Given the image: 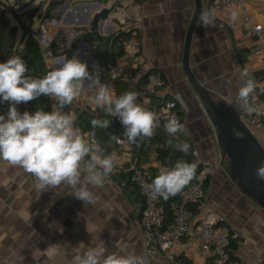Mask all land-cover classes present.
<instances>
[{"label": "crops", "instance_id": "obj_1", "mask_svg": "<svg viewBox=\"0 0 264 264\" xmlns=\"http://www.w3.org/2000/svg\"><path fill=\"white\" fill-rule=\"evenodd\" d=\"M57 1L53 18L35 28L41 31L43 38L50 39L55 30L67 25L88 27L85 22L89 13L93 19L101 9L112 10L110 18L118 19L121 27L115 26L114 30L103 33L90 30L74 51L46 62L48 67L52 70L64 58L75 55L88 65L90 72L97 65L101 69L102 61L107 63V52L114 51L112 36L135 29L139 50L146 57L145 63L138 68L136 81L148 73L149 76L161 74L166 82V97L184 103L182 124L185 131L182 135L193 143L199 154L197 162L200 165L206 161L220 163V168L210 175L204 204L195 209L197 217L210 222L221 221L229 232L237 235V244L232 249L240 264H264V210L242 192L224 167L226 160L222 156L213 117L182 67L186 34L196 11L195 0ZM42 3L45 11L51 0H41L33 8H39ZM97 6L101 8L98 10ZM243 7L233 8L240 12L234 22L237 29L226 19H229L231 9L225 17L217 15L215 27L204 28L198 22L192 41L191 68L225 112L237 113L235 97L243 84L240 70L247 69L249 78L256 77L261 70L255 55L256 41L247 35L243 17L246 14L264 27V0H243ZM61 8L65 10L58 15ZM208 9H212V0H202V11ZM39 14L43 15L42 12ZM124 19L127 25L121 23ZM228 80H231L230 84L226 83ZM90 95L94 93L85 84L81 97L66 110H103L89 104ZM51 103H54L52 99ZM0 106V115L6 116L9 103L2 102ZM154 156L149 165L158 167ZM36 183L35 177L22 168L7 162L0 165V264H71L75 255L82 254L91 245L105 247L108 253L125 254L129 250L142 253L140 216L143 201L134 185L126 187L127 177H119V187L89 185L95 195V202L90 205L77 199L66 184L41 192ZM189 256L197 264H211L207 249L199 248ZM147 260L148 264H167L162 255Z\"/></svg>", "mask_w": 264, "mask_h": 264}, {"label": "clouds", "instance_id": "obj_2", "mask_svg": "<svg viewBox=\"0 0 264 264\" xmlns=\"http://www.w3.org/2000/svg\"><path fill=\"white\" fill-rule=\"evenodd\" d=\"M239 15V10L233 9L230 21L236 22ZM216 18L214 9L202 11L199 24L204 28L215 27ZM28 73L26 61L19 55L0 63V103L8 102L10 105L6 116L0 115V160L34 176L36 188L41 192L66 184L85 205L93 204L95 195L89 185L103 186L114 171L115 156L103 154L99 142L76 126L77 116L66 110L68 106L81 97L85 84L94 89L95 94L88 96L89 104L119 118L124 127L123 138L110 133L111 139L118 144L133 145L138 140L153 137L160 127V117L145 106L149 103L147 99L143 103L138 102L140 94L137 92L127 91L117 96L113 88L101 83L98 65L90 72L88 65L75 55L58 62V66L43 77ZM240 79L243 84L235 99L244 112L250 115L257 113L253 94L258 87L264 91V83L249 78L247 69L240 70ZM226 83L230 84L231 80ZM42 95L54 101L51 111L43 108H38L34 114L18 111L17 105ZM110 124L108 119L91 120L93 129H109ZM164 129L169 136L175 137L185 131V125L172 117L164 123ZM235 135L237 139L243 138L239 132ZM174 147L187 154L191 145L179 142ZM196 173L195 163L180 159L171 168H161L159 175L144 187L152 199L167 200L190 185L197 178ZM255 176L264 181V161L258 165ZM71 264H148V260L143 254L130 250L125 254L108 253L105 247L91 245L82 254L75 255Z\"/></svg>", "mask_w": 264, "mask_h": 264}, {"label": "built area", "instance_id": "obj_3", "mask_svg": "<svg viewBox=\"0 0 264 264\" xmlns=\"http://www.w3.org/2000/svg\"><path fill=\"white\" fill-rule=\"evenodd\" d=\"M234 7H243V0H212V9L219 16H226ZM228 20L229 25L237 29L238 25ZM27 22L29 17L23 15L20 19ZM127 25L126 19L121 21ZM243 27L247 35L256 41L255 55L260 62V69L264 71V27L257 24L251 17L244 14ZM90 27L81 25H67L54 31L50 39L39 35L40 43L44 41L43 58L50 62L58 57L67 56L74 51L76 45L90 32ZM135 31V29H133ZM132 31V32H133ZM131 32V33H132ZM137 32L122 40L124 55L120 62L109 69L101 70V83L109 85L119 95V83L126 82L129 88H133L137 81L136 73L140 65L145 63L146 57L139 50ZM96 69V68H94ZM93 70V69H92ZM258 83H264L263 79L252 77ZM166 82L162 75L155 73L148 80L142 81L136 86L134 92L139 93L138 102L149 101L145 105L154 110L160 117V127L164 129V123L172 117H176L182 123L184 103L180 99L167 98L165 95ZM95 94L94 89H90ZM264 91L258 87L253 94L257 113L248 114L238 104L237 115L240 121L252 132L262 144L264 142ZM250 97V100L253 99ZM121 138H123L121 136ZM106 155L115 156V168L112 174L105 180L102 187H119V177L130 176V181L137 187L143 201L140 216L142 231L143 251L141 254L147 258L155 259L159 255L165 258L167 264H197L190 260L191 253L199 248L209 250L211 264H240L234 257L231 247L232 241L237 240V235H232L224 226L206 219L200 220L195 209L204 204L207 198V190L203 182L220 168L219 162L206 161L202 163L201 174L197 184L185 187L180 192L179 202L173 206L171 219L161 198L152 199L146 192L144 185L150 184L153 174L149 165L137 166L131 145L116 143V148ZM196 159L199 154L194 151ZM0 160V165L3 164Z\"/></svg>", "mask_w": 264, "mask_h": 264}, {"label": "trees", "instance_id": "obj_4", "mask_svg": "<svg viewBox=\"0 0 264 264\" xmlns=\"http://www.w3.org/2000/svg\"><path fill=\"white\" fill-rule=\"evenodd\" d=\"M8 2L9 0H0V63L6 62L8 58L14 55H19L26 61V64L29 68L28 74L36 77H43L51 69L48 67L43 58V47L39 40L41 31L39 29H35L34 27V20L37 18V15L35 14V11L33 9H26L24 6H21L20 9L17 10L15 6H11ZM58 4L59 2L57 0H51V3L45 11V17H49L51 15V12L56 8ZM9 14L12 15V18L16 23L12 22ZM23 15H27L29 17V20L27 22H22L20 20ZM135 32L136 30L132 33L122 32L118 34L119 36H112L114 37L112 41L114 51H112V53L107 52V63L104 64V61H102L103 66L101 70L111 68L112 66H114L116 61L124 55V49L121 44L122 40L134 34ZM136 36L138 37V34H136ZM100 41H102V39ZM71 58L72 56L69 55L67 59ZM151 73L153 74V72ZM255 76L257 79H263L264 71H258ZM149 77L145 78L144 81L148 80ZM119 88V95H122L129 90V85L128 83L123 81L119 83ZM262 98L264 100V96ZM1 108L2 107L0 106V109ZM38 108H43L45 111H51V99L42 95L38 99H35L26 104L22 103L20 105H17V109L20 113L28 111L34 114L35 111L38 110ZM74 113L77 116L76 126L80 127L84 133L91 134L93 138L99 142L100 147L103 150V154L106 155L116 148V142L111 139L110 133L120 137L123 135L124 127L122 126L119 118L113 117L104 109L94 112L87 108H76L74 110ZM93 119L111 120L109 129H93L91 125V120ZM179 142H187L191 145V148L187 154L175 149V144ZM131 148L132 152L134 153L137 166L149 165V163L152 161V155H155V161L157 162L158 167L149 165L153 174V179L159 175L160 168H171L175 165L177 160L183 159L189 163H195L197 165V178L194 179L190 183V185L197 184L199 182V173L202 170V165H200L196 160V157L194 155L195 150L193 143L189 139H186L182 135V133H179L177 134V136L172 137L166 133L165 129H163L162 127H158L155 130V134L153 137L145 138L142 141L138 140L137 144L131 145ZM123 176L124 178L127 177L128 180L126 187L134 185L129 179L130 176ZM203 185L206 190L207 188H209L210 177H208L203 182ZM179 197L180 193L176 194L175 196H171L167 200L161 198V202L165 206L167 211L168 220L171 219V215L173 212L172 208L179 202ZM218 225L224 226L221 221L220 223H218ZM230 234H232V232H230ZM235 244H237V240L232 241L231 247H235Z\"/></svg>", "mask_w": 264, "mask_h": 264}, {"label": "water", "instance_id": "obj_5", "mask_svg": "<svg viewBox=\"0 0 264 264\" xmlns=\"http://www.w3.org/2000/svg\"><path fill=\"white\" fill-rule=\"evenodd\" d=\"M195 2L196 11L186 34L182 67L198 96L206 105L208 112L216 121L220 147L224 152V156L231 163L242 192L264 210V181L258 180L255 176L258 165L261 161H264V147L240 121L237 113L225 112L216 103L207 89L198 81L190 65L193 36L202 12V0H195ZM96 8L99 10L101 7L97 6ZM64 10L65 8H61L57 14L60 15ZM111 11L110 9H101L94 15L93 19H91L92 14L89 13L85 24L91 28V32L98 33L114 30L115 26L121 27L118 19L110 18ZM132 31L133 29L126 31V33H131ZM110 35H112V32ZM149 74L141 77L137 81L136 86L147 78ZM136 86L131 91H134ZM234 130L241 133L243 138L237 139Z\"/></svg>", "mask_w": 264, "mask_h": 264}, {"label": "rangeland", "instance_id": "obj_6", "mask_svg": "<svg viewBox=\"0 0 264 264\" xmlns=\"http://www.w3.org/2000/svg\"><path fill=\"white\" fill-rule=\"evenodd\" d=\"M41 0H9V4L11 5V6H15L16 7V9L17 10H19L20 9V7L21 6H24L26 9H33L34 11H35V14L37 15V18H39V19H35L34 21V27L36 28L38 25H45L46 24V21L47 20H49V19H52L53 18V14H52V12H51V15L49 16V17H45V15H46V10L44 11V8H45V4H41V6H39V8H33V7H36L37 5H38V3L40 2ZM17 3H19V4H17ZM43 8V9H42ZM44 11V12H43ZM43 13V15H40L39 13ZM38 15H40L39 17H38ZM9 17L11 18V20H12V22L13 23H16L15 22V20L12 18V15H10L9 14ZM43 17V18H42ZM56 27V25L55 26H53V29ZM47 28H48V26H47ZM38 30V29H37ZM212 121H213V125H214V127H215V130L217 131V126H216V121H215V119L213 118L212 119ZM262 146L264 147V142H262ZM223 151V150H222ZM222 156H223V158H225V162H226V165L224 166L226 169H227V171L228 172H230L231 174H232V176L235 178V180H236V183L239 185V182H238V179H237V177H236V175H235V173H234V171H233V169H232V167H231V163L229 162V160L227 159V157H225L224 156V152H222ZM155 157V156H154ZM199 158V157H198ZM222 166V165H221ZM254 202V201H253ZM255 203V202H254Z\"/></svg>", "mask_w": 264, "mask_h": 264}]
</instances>
